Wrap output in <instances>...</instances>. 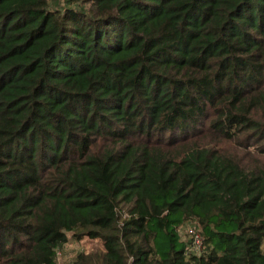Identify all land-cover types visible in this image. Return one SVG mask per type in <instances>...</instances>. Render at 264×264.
I'll return each instance as SVG.
<instances>
[{"label":"trees","instance_id":"1","mask_svg":"<svg viewBox=\"0 0 264 264\" xmlns=\"http://www.w3.org/2000/svg\"><path fill=\"white\" fill-rule=\"evenodd\" d=\"M68 234L104 248L71 264H264V0H0V264Z\"/></svg>","mask_w":264,"mask_h":264},{"label":"rangeland","instance_id":"2","mask_svg":"<svg viewBox=\"0 0 264 264\" xmlns=\"http://www.w3.org/2000/svg\"><path fill=\"white\" fill-rule=\"evenodd\" d=\"M198 229L195 222H187L178 229L181 241L187 246L188 254H195L191 249V235L192 232ZM69 241L62 246L58 251L57 262L58 264H71L80 254L100 253L104 251L103 244L99 240L83 239L81 241L75 240L72 234H68Z\"/></svg>","mask_w":264,"mask_h":264},{"label":"built area","instance_id":"3","mask_svg":"<svg viewBox=\"0 0 264 264\" xmlns=\"http://www.w3.org/2000/svg\"><path fill=\"white\" fill-rule=\"evenodd\" d=\"M191 249L195 253H200L204 249V237L201 235L200 232H197L196 230L192 232L191 235Z\"/></svg>","mask_w":264,"mask_h":264}]
</instances>
